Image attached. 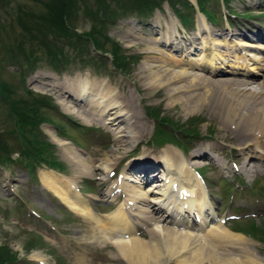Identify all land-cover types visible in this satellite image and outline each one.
Wrapping results in <instances>:
<instances>
[{"label": "rangeland", "instance_id": "rangeland-1", "mask_svg": "<svg viewBox=\"0 0 264 264\" xmlns=\"http://www.w3.org/2000/svg\"><path fill=\"white\" fill-rule=\"evenodd\" d=\"M40 1L0 0V39L3 43L12 41L13 34L20 33L17 17L24 18L23 10H30L34 13L46 11L43 2L47 0ZM189 1L197 3L196 0ZM113 3L111 4L116 6ZM216 3L217 1L208 3V6L213 8L215 12H217ZM258 3L259 6L256 5ZM87 4L95 8V0H87ZM170 5L167 1H164L160 8H155L153 16L147 19H139L135 14H128L119 18L112 26H108V29H106L107 35L124 48L130 63L128 70L123 72L113 68L110 54L96 52L92 46H89V50L84 51L78 57L77 54L79 53L77 51L65 47V51L70 55L66 70L55 71L47 65H42L33 73L27 75L28 77L26 76L27 78L23 83L20 80V68L16 64L4 62L0 57V78L10 84L17 85L16 90L19 95L25 93L23 86L26 85L25 87L35 94L50 97L52 102L57 105V108L53 105L49 108H42V114L52 121L53 126L46 121L43 122L40 125V137L57 147L55 156L63 164L60 170L48 168L47 166L40 167L36 170L34 176L19 164L13 163L2 166L0 164V244H7L13 251L17 252L19 255L18 264H133L131 260L119 253L114 244L106 243L103 246H98L94 243V223L83 220L78 214L62 205L60 200L49 190L44 189L40 176L42 172H53L65 178L74 177L76 187L79 188L78 191L81 194L99 198V194L105 190L107 184L115 182L120 177L122 168L130 167L131 171H138L139 159L157 161L159 154H161L160 150L169 146L179 150L181 148L185 150L186 147L190 149L189 153L182 150L181 152H183L182 154L187 161L199 165L196 169L202 173L201 176L208 185L210 193H214V195L211 194V202L213 203L216 219L217 217L224 218L227 230L229 229L236 234L240 232L234 230L242 231L244 233L241 234L249 239L247 240L248 244L236 243L237 245L233 249L223 245V249L220 251L221 255L226 253L224 249H228L237 257L252 253L258 256L259 261L264 259V156L261 158L250 157L251 161L246 160L245 153L247 151L240 148L246 144L251 148L253 140L250 136H247L249 138H246L244 134L241 136L243 127L237 126V129H241V131H236L233 129L235 125L231 127L225 122L224 115L219 110L222 109V106H218V101L214 98L211 99L209 107L202 105L194 107L186 92L173 93L171 91V84L175 85L176 82L156 87L150 85L148 79L150 73H152L151 71L156 72L163 68L170 71H180L186 66L174 65L173 61L181 57H197L201 52L202 41L208 44L209 39L224 43L225 46L219 44L216 49L221 53L228 54L224 57L225 64H227L224 68L229 69L231 65L229 60L234 59L233 55L235 53L228 45H234L236 40H239V42L242 40L257 42V44L264 45V0H231L226 5L228 11H230V15L226 16L228 21L225 19L219 20L216 25L206 21L203 16L210 34L204 29L198 33L197 17L199 13L196 12L197 8L194 15L191 16L194 19V25L187 29L180 23V19L176 16L177 14H174ZM19 8H22V12L18 11ZM182 10L186 11L185 9ZM223 11L227 12L225 8ZM79 12L83 13V10L81 9ZM216 15L219 16L218 12ZM74 19V27L79 33L89 30L93 24L91 18H86L83 14H79ZM157 35H160L158 37L159 42L154 43L153 37L157 38ZM166 36H171L169 39L176 37V40H180L186 46L184 51L176 43L169 44L170 42H167L166 44L169 45H165L163 41H160ZM194 46L197 47L194 49ZM89 52L92 53L95 59H90L92 56ZM237 53H247L253 58H260L262 61L259 59L260 63L257 64L259 73L254 76H250L252 74L245 76L240 74L244 72L241 68L238 69L239 73L230 74L227 72L223 76H230L233 79L242 78L248 81L247 84H242L243 86L240 85L237 89L246 88L247 92L249 89L259 88V86L256 87L255 83L259 80L264 81V49L256 50L239 46ZM252 61L249 60L248 63H252ZM193 71L201 74L204 72L205 76L209 75L213 79L222 78V75H212L209 70H203L201 67L194 68ZM78 79L80 81L81 79H87L91 83L104 85L109 91L117 93L119 101L124 104L121 106L129 112L128 114L134 116H131V122L136 130L135 134H141L136 139V145L129 143L119 147L114 142V134L107 130L103 124L96 122L87 124L80 120L75 113L64 109L60 102L66 105L73 102L71 97L68 99L66 97L72 92L66 91L65 87H68V84L65 83L72 81L78 83ZM62 85L65 86L62 87ZM76 103L81 102L76 101ZM148 106L161 108L163 110L161 114L166 115L168 119L176 123L195 120L194 118L197 117L195 127L199 130V134L183 138L180 131H174L171 127L165 126L169 131H173L179 143L172 141L174 144L164 142L155 145L156 143L151 140L155 121L150 117L147 118L145 114ZM8 109L9 107H6L5 102L3 103L0 99V132H4V137L8 139L7 142L17 150V152H15L16 150L12 152V157L17 158L19 157L17 149L19 138H16L12 132L7 133L6 131V129H12L14 126L13 121L5 117ZM54 126L61 128L60 130L63 133L65 132V136H60ZM157 133L158 131L153 136L154 138ZM235 134L240 137H234ZM67 138L75 148L86 155L87 162L94 159L96 160L94 162L98 164L103 163L108 158L107 154L113 149L119 150L121 155L125 153L126 156L121 158L115 167H112L113 170L108 173V181L99 180L102 171L98 169L94 170L92 175L89 176H86V174L76 176L75 172L79 170L75 167L74 161L72 163L62 155V147L59 145L60 139L67 140ZM202 146L210 151L209 153L217 160H213L211 157L197 158L196 156H190V153L195 152ZM210 147L213 149H210ZM144 149L150 153L146 157H142ZM170 151L174 150L171 149ZM149 161L147 162L149 163ZM223 163L224 167L221 165ZM162 164L147 166V168L151 170L154 167V172H157L158 169H161ZM243 164L246 171L240 169ZM139 174L141 175V172ZM158 175L160 176V174ZM217 179H220L218 181L220 188L216 184ZM247 186L249 187L248 193L252 192L259 196L258 200L243 190ZM115 197L112 201L109 199L93 201L94 212L99 213V215H106L117 209L118 204L125 197L119 192ZM139 232L142 238L149 239V235L144 229ZM249 234H255L257 237H252ZM27 242L34 244V247L29 251H26ZM211 242L222 245L221 242ZM32 253L40 254L45 263L37 262L32 257ZM79 258H81V261Z\"/></svg>", "mask_w": 264, "mask_h": 264}, {"label": "bare ground", "instance_id": "bare-ground-1", "mask_svg": "<svg viewBox=\"0 0 264 264\" xmlns=\"http://www.w3.org/2000/svg\"><path fill=\"white\" fill-rule=\"evenodd\" d=\"M197 18L198 33L202 29L208 31L204 17L198 14ZM208 33L210 34L209 31ZM159 36L153 37L154 43L159 42ZM169 37L171 38V36H166V39L160 41H163L165 45L176 43L184 51L186 46L180 40H176V37L169 39ZM167 42L170 43L166 44ZM201 44V52L197 57H181L173 61L174 65H185L186 67L178 72L164 68L156 72L151 71L150 78H148L149 84L157 87L176 82L175 85L171 84V91L173 93L186 92L194 107L211 105L210 101L214 98L218 101L217 105L222 106L219 110L222 111L225 122L231 127L235 125L236 128L233 127V129L236 131H241L237 129V126L243 127L241 136L244 134L246 138L250 136L253 140L251 148L246 146L247 144L240 148L247 151L246 160H250V157L261 158L264 156V81H257L255 84L259 88L249 89L246 92V88L237 89V87L247 84L248 81L223 75L227 72L239 73L238 69L241 68L244 72L240 74L245 76L259 73L257 64L260 63V58H253L247 53L239 54L237 49L241 46L260 50L264 49V45L244 40L240 42L236 40L234 45H228L235 55H233V60H229L230 68L226 69L224 68L227 66L224 57L228 54L216 49L219 44L224 45V43L209 39L208 44L204 41ZM195 47L197 46H194V49ZM249 60H253L252 63H248ZM198 67L209 70L212 75H222V78L213 79L209 75L205 76L204 72L194 73V68ZM78 80V83L76 81L65 83L68 84V87H65L66 91L72 92L66 97L67 99L71 97L73 102L70 105L60 102L64 109L75 113L87 124L91 122L103 124L114 134V142L119 147L129 143L136 145V139L141 134H135L136 130L131 122L134 116L128 114L129 112L121 106L123 103L119 101L117 93L109 91L104 85L91 83L90 80ZM53 90L56 91L55 88ZM76 101L81 103H76ZM125 106L130 108L128 105ZM234 137L240 136L235 134ZM59 145L62 147V155L68 161L72 163L74 161L75 167L79 170L75 172L76 176L81 174L89 176L98 169L102 171L100 181H108V173L113 170L112 167H115L119 160L126 156L125 153L121 155L119 150L113 149L107 154L108 158L105 162L98 164L94 162L96 161L94 159L87 162L86 155L66 139H60ZM171 149L174 151H170ZM210 149L213 148L210 147ZM146 151L144 149L142 157L150 154ZM209 152L202 146L190 153V156L211 157L217 160ZM160 153L159 161L147 159L152 165L139 159V172L131 171L130 167L122 168L120 177L115 182H109L105 190L99 194V198L81 194L78 191L79 188L76 187L74 177L65 178L53 172H42L40 180L44 189L53 193L62 205L78 214L83 220L94 223V243L98 246L106 243L114 244L119 253L131 260L133 264H264V259L259 261L258 256L252 253L237 257L228 249H224L226 253L221 255L223 245L233 249L237 244H248L249 239L241 233L236 234L227 230L226 224L214 220L213 217L216 214L212 210L213 203L209 197L208 186L195 172L198 164L187 161L183 152L172 146L163 147ZM159 163H163L162 181L147 184L145 180L153 171L148 170L147 166ZM221 165L224 167V163ZM240 169L246 171L245 165L243 164ZM140 172L146 176L141 177ZM117 192L125 197L123 201H120L117 209L106 215L94 212L93 200L109 199L112 201L116 198ZM143 229L148 233L149 239L142 238L139 231ZM210 241L221 242L222 245H216ZM32 257L39 263H45L40 254L32 253ZM79 259L81 261V258Z\"/></svg>", "mask_w": 264, "mask_h": 264}, {"label": "trees", "instance_id": "trees-1", "mask_svg": "<svg viewBox=\"0 0 264 264\" xmlns=\"http://www.w3.org/2000/svg\"><path fill=\"white\" fill-rule=\"evenodd\" d=\"M164 1L171 4L174 14H177L176 16L185 28L194 25L191 16L194 15L195 8L188 0H95V8L90 7L87 0L44 1L46 11L34 13L30 10H23L24 18L17 17L20 33L13 34L14 38L8 43H3L0 39V57L4 62L16 64L20 68V80L23 83L27 75L42 65H47L55 71L66 70L70 55L65 51V47L77 51L78 57L84 51L89 50V46H92L96 52L110 54L113 68L123 72L128 70L129 60L124 48L107 35L106 29L128 14H135L139 19H147L153 16L155 8H160ZM210 1H217L218 17L217 12L208 6ZM113 2L116 6L111 4ZM196 2H198L199 11L204 13L206 19L217 23L224 13L221 10V3L226 7L231 0H196ZM81 9L83 13L79 12ZM18 11L22 12V8ZM79 14L91 18L93 22L89 30L80 33L73 23L74 18ZM90 59L93 60L95 57L92 56ZM25 86H23L25 93L19 95L16 90L17 85L0 78V99L3 103L5 102L6 107H9L5 117L14 123L12 129H6V131L7 133L12 132L16 138H19L17 148L19 157L13 158L12 152L16 149L7 142L8 139L4 137V132H0V164L1 166L19 164L22 168L29 170L33 176L37 168L43 165L61 169L63 164L55 156V145L40 137L42 122L51 121L42 114V108H49L51 105L57 108V105L50 97L35 94ZM145 111L147 117L155 121L154 132L158 131V133L157 138L152 137V139L156 145L166 141L179 143L173 131H169L165 126L171 127L174 131H180L183 138L199 134V130L195 127L197 117L194 118L195 120L192 119L193 121L176 123L161 114L163 111L161 108L148 106ZM33 247L34 244L27 242L26 251ZM18 256L9 245L0 244V264H18Z\"/></svg>", "mask_w": 264, "mask_h": 264}]
</instances>
